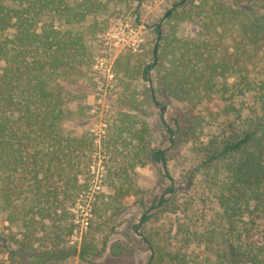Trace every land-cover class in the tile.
Wrapping results in <instances>:
<instances>
[{
    "label": "trees",
    "instance_id": "trees-1",
    "mask_svg": "<svg viewBox=\"0 0 264 264\" xmlns=\"http://www.w3.org/2000/svg\"><path fill=\"white\" fill-rule=\"evenodd\" d=\"M173 4L166 30L154 29L159 48L152 91L182 103L196 119L183 133L197 162L186 179H196L216 204L214 220L200 234L214 259L192 264H264V229L261 243L246 235L264 222V0ZM99 10L100 0H0V215L20 227L19 237L0 235V250L12 264H51L55 255L76 252L64 246L73 228L66 205L87 187L79 179L93 145L66 123L85 115L82 105L71 103L79 80L87 79V36L97 25L71 26ZM180 24L193 26V33L179 35ZM131 57L116 61L123 81L136 73L148 81V66L138 61L133 68ZM200 121L211 134H194ZM119 122L117 137L127 133L145 152L144 129H134L126 113ZM151 157L165 166L164 150ZM148 220L143 213L139 223ZM91 236L82 239L80 257L95 252Z\"/></svg>",
    "mask_w": 264,
    "mask_h": 264
},
{
    "label": "rangeland",
    "instance_id": "rangeland-1",
    "mask_svg": "<svg viewBox=\"0 0 264 264\" xmlns=\"http://www.w3.org/2000/svg\"><path fill=\"white\" fill-rule=\"evenodd\" d=\"M100 1L101 10L71 26L83 31L97 25L91 37L87 36L89 73L87 79L79 80L82 88L76 90V100L71 103L72 108L82 105L85 115L66 123L67 129L85 133L93 146L86 175L79 179L80 183L86 181L87 187L74 203L66 205L73 228L64 238V246L76 252L55 255L57 259L51 264H150L151 260L152 264H175L177 259L181 264H192L205 258L211 261L214 256L208 253L200 234L214 220L216 204L196 179H186L197 162L193 145L183 133L196 119L190 118L182 103L167 101L152 91L157 61L153 64V49L159 48L154 29L158 26L166 30L163 17L176 5L175 0ZM178 29L179 35L193 33L191 25L180 24ZM11 34L12 31L5 33ZM128 55L132 56L133 68L138 61L148 66V81L137 73L123 81L116 61L123 62ZM201 109H195L193 114L200 117ZM122 113L130 115L134 129H144L145 152H139L138 141L127 133L120 138L115 134ZM208 125L200 121L194 134H211ZM116 138L118 143L113 146L110 141ZM156 150L165 151V166L151 157ZM168 175L173 179L171 192H167L172 184ZM161 198L164 201L160 204ZM106 202L111 203L107 209ZM143 213L149 220L140 224ZM19 228L9 225L0 215L2 237H19ZM263 229L260 219L246 235L261 243ZM86 234L92 235L95 252L80 257ZM158 255L162 257L158 259ZM0 260L12 264L1 250Z\"/></svg>",
    "mask_w": 264,
    "mask_h": 264
},
{
    "label": "water",
    "instance_id": "water-1",
    "mask_svg": "<svg viewBox=\"0 0 264 264\" xmlns=\"http://www.w3.org/2000/svg\"><path fill=\"white\" fill-rule=\"evenodd\" d=\"M175 7H176V5H173L172 8L165 14V16L163 18L169 16V14L171 13L172 9H174ZM156 55H157V49H156V46H155L154 49H153V56H154V63L153 64H155Z\"/></svg>",
    "mask_w": 264,
    "mask_h": 264
},
{
    "label": "built area",
    "instance_id": "built-area-1",
    "mask_svg": "<svg viewBox=\"0 0 264 264\" xmlns=\"http://www.w3.org/2000/svg\"><path fill=\"white\" fill-rule=\"evenodd\" d=\"M108 76H110L109 74H108ZM99 88V87H98ZM103 126H105L104 124H103ZM96 136V135H95ZM87 224V222H85V225Z\"/></svg>",
    "mask_w": 264,
    "mask_h": 264
}]
</instances>
